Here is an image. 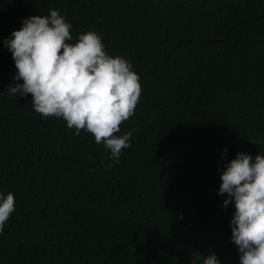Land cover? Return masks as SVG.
<instances>
[{
    "label": "trees",
    "instance_id": "trees-1",
    "mask_svg": "<svg viewBox=\"0 0 264 264\" xmlns=\"http://www.w3.org/2000/svg\"><path fill=\"white\" fill-rule=\"evenodd\" d=\"M50 9L70 43L96 31L140 77L118 162L6 93L23 81L4 41ZM237 152L264 155V0H0V192L15 196L0 264H239L218 194Z\"/></svg>",
    "mask_w": 264,
    "mask_h": 264
},
{
    "label": "clouds",
    "instance_id": "clouds-1",
    "mask_svg": "<svg viewBox=\"0 0 264 264\" xmlns=\"http://www.w3.org/2000/svg\"><path fill=\"white\" fill-rule=\"evenodd\" d=\"M72 25L58 10L32 15L11 32L4 44L16 67L8 95H31L33 110L44 119H63L75 134L91 133L117 162L130 147L131 131L121 125L134 114L142 95L139 75L130 60L109 55L100 34L86 31L74 43ZM256 144L253 139L249 141ZM227 149L222 155H226ZM110 167V165H105ZM218 194L227 197L235 211L230 220L231 241L237 247L239 264H264V155L237 152L220 173ZM15 211V196L0 192V233ZM201 260L193 253L191 264ZM202 264H220L216 254Z\"/></svg>",
    "mask_w": 264,
    "mask_h": 264
}]
</instances>
